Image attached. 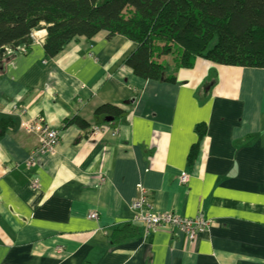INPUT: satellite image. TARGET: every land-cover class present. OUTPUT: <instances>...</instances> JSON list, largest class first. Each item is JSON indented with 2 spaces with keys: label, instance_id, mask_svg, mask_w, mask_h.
Listing matches in <instances>:
<instances>
[{
  "label": "crops",
  "instance_id": "crops-1",
  "mask_svg": "<svg viewBox=\"0 0 264 264\" xmlns=\"http://www.w3.org/2000/svg\"><path fill=\"white\" fill-rule=\"evenodd\" d=\"M38 35L0 65V264H264V69L166 56L174 81L143 80L124 37H80L49 58ZM101 105L124 114L92 133ZM36 116L60 139L27 168L36 140L21 124ZM74 117L89 127H64ZM137 185L156 213L210 227L191 243L146 231Z\"/></svg>",
  "mask_w": 264,
  "mask_h": 264
},
{
  "label": "trees",
  "instance_id": "trees-1",
  "mask_svg": "<svg viewBox=\"0 0 264 264\" xmlns=\"http://www.w3.org/2000/svg\"><path fill=\"white\" fill-rule=\"evenodd\" d=\"M37 31L45 32L42 47L49 58L80 37L89 40L99 32L124 37L136 45L124 64L143 80L174 81L160 61L166 56L181 67H191L198 57L264 69V0H0V49H7L0 65L20 48L26 54ZM123 114L101 105L93 113L95 126ZM8 125L0 117V136ZM69 126L89 127L78 117L64 121Z\"/></svg>",
  "mask_w": 264,
  "mask_h": 264
},
{
  "label": "built area",
  "instance_id": "built-area-1",
  "mask_svg": "<svg viewBox=\"0 0 264 264\" xmlns=\"http://www.w3.org/2000/svg\"><path fill=\"white\" fill-rule=\"evenodd\" d=\"M40 31L34 32L33 37L39 39ZM20 54L25 52L24 48L19 49ZM7 53V49L6 52ZM21 128L26 134L33 136L36 140V146L27 158L25 166L27 168L36 164L41 156L53 155L58 146L60 133L56 128L51 127L44 117L36 116L35 118L22 121ZM101 127L94 126L91 128L92 133L99 131ZM178 182L185 184L188 182V176L184 173L178 176ZM31 187L38 188L39 181L33 180ZM138 195L131 203V210L135 220L144 224L146 231H158L161 229H176L185 235L188 242H194L197 235L208 230L210 220L206 219L203 214L197 213L194 217H182L176 213L164 212L156 213L151 209L150 202L141 185H137ZM96 214L92 213L89 218L95 219Z\"/></svg>",
  "mask_w": 264,
  "mask_h": 264
},
{
  "label": "water",
  "instance_id": "water-1",
  "mask_svg": "<svg viewBox=\"0 0 264 264\" xmlns=\"http://www.w3.org/2000/svg\"><path fill=\"white\" fill-rule=\"evenodd\" d=\"M5 52H6V48H1L0 49V55L4 54ZM104 122L107 123V124H112L113 123V118L112 117H106L104 119Z\"/></svg>",
  "mask_w": 264,
  "mask_h": 264
}]
</instances>
